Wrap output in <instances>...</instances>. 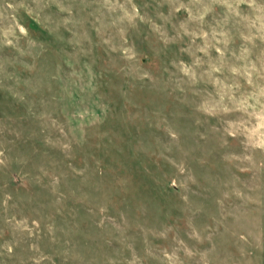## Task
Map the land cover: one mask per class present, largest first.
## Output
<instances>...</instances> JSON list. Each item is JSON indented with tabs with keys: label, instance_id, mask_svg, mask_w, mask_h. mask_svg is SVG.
Instances as JSON below:
<instances>
[{
	"label": "rangeland",
	"instance_id": "obj_1",
	"mask_svg": "<svg viewBox=\"0 0 264 264\" xmlns=\"http://www.w3.org/2000/svg\"><path fill=\"white\" fill-rule=\"evenodd\" d=\"M0 264H264V0H0Z\"/></svg>",
	"mask_w": 264,
	"mask_h": 264
}]
</instances>
